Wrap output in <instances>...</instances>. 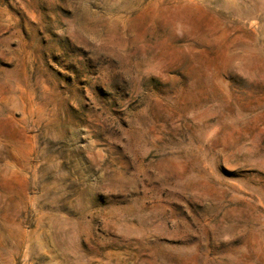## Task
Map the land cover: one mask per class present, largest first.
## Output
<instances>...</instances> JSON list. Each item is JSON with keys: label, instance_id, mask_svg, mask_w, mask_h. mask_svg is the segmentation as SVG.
I'll list each match as a JSON object with an SVG mask.
<instances>
[{"label": "rangeland", "instance_id": "obj_1", "mask_svg": "<svg viewBox=\"0 0 264 264\" xmlns=\"http://www.w3.org/2000/svg\"><path fill=\"white\" fill-rule=\"evenodd\" d=\"M0 264H264V0H0Z\"/></svg>", "mask_w": 264, "mask_h": 264}]
</instances>
